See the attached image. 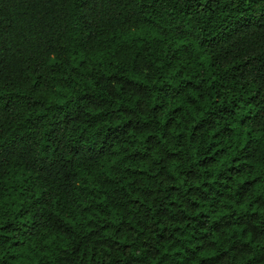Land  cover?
<instances>
[{"label":"trees","instance_id":"1","mask_svg":"<svg viewBox=\"0 0 264 264\" xmlns=\"http://www.w3.org/2000/svg\"><path fill=\"white\" fill-rule=\"evenodd\" d=\"M0 264H264V0H0Z\"/></svg>","mask_w":264,"mask_h":264}]
</instances>
